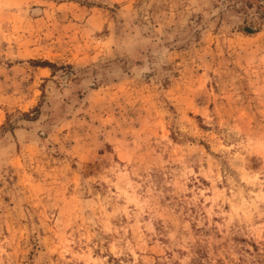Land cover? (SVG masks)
Listing matches in <instances>:
<instances>
[{
	"label": "rangeland",
	"instance_id": "1",
	"mask_svg": "<svg viewBox=\"0 0 264 264\" xmlns=\"http://www.w3.org/2000/svg\"><path fill=\"white\" fill-rule=\"evenodd\" d=\"M0 264H264V0H0Z\"/></svg>",
	"mask_w": 264,
	"mask_h": 264
}]
</instances>
